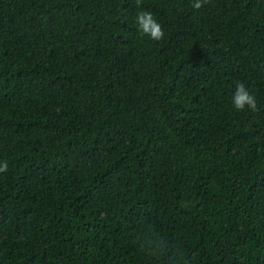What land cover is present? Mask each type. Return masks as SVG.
Wrapping results in <instances>:
<instances>
[{
	"label": "trees",
	"instance_id": "trees-1",
	"mask_svg": "<svg viewBox=\"0 0 264 264\" xmlns=\"http://www.w3.org/2000/svg\"><path fill=\"white\" fill-rule=\"evenodd\" d=\"M3 162L0 264H264V0H0Z\"/></svg>",
	"mask_w": 264,
	"mask_h": 264
},
{
	"label": "clouds",
	"instance_id": "clouds-1",
	"mask_svg": "<svg viewBox=\"0 0 264 264\" xmlns=\"http://www.w3.org/2000/svg\"><path fill=\"white\" fill-rule=\"evenodd\" d=\"M211 0H192V7L195 10L202 9L209 4ZM136 6L139 8L141 0H135ZM137 29L143 35L148 36L152 41L160 42L165 38V32L162 25L156 20L150 11H139L135 20ZM232 104L237 111H258V104L255 96L250 93L249 89L243 82H236V90L232 97ZM8 171L6 162L0 163V173ZM139 250L152 257L160 259L170 251L169 241L160 234L148 235L147 233H139ZM178 254V253H177Z\"/></svg>",
	"mask_w": 264,
	"mask_h": 264
}]
</instances>
